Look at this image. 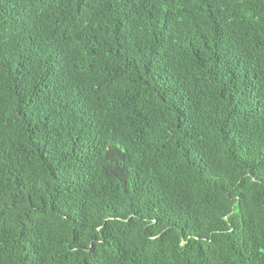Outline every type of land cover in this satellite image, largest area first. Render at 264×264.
<instances>
[{"label":"trees","instance_id":"obj_1","mask_svg":"<svg viewBox=\"0 0 264 264\" xmlns=\"http://www.w3.org/2000/svg\"><path fill=\"white\" fill-rule=\"evenodd\" d=\"M0 264H264V0H0Z\"/></svg>","mask_w":264,"mask_h":264}]
</instances>
